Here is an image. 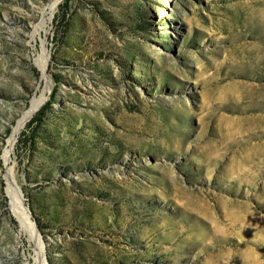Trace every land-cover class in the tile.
<instances>
[{"label":"rangeland","instance_id":"obj_1","mask_svg":"<svg viewBox=\"0 0 264 264\" xmlns=\"http://www.w3.org/2000/svg\"><path fill=\"white\" fill-rule=\"evenodd\" d=\"M47 2L0 0V264H264V0H60L33 32ZM42 48L10 152L36 238L3 152Z\"/></svg>","mask_w":264,"mask_h":264},{"label":"bare ground","instance_id":"obj_2","mask_svg":"<svg viewBox=\"0 0 264 264\" xmlns=\"http://www.w3.org/2000/svg\"><path fill=\"white\" fill-rule=\"evenodd\" d=\"M59 1L60 0H48L46 5L42 9V15L40 21L34 26L33 32H38L39 29L47 23ZM36 61L38 62V65L41 69V76L44 80L43 85L40 88L39 92L32 97L27 108H25L21 112L20 116L16 120L15 125L12 127L10 135L7 140V147L4 149L3 152V162L5 164V173H4V178L6 181L5 185H6L7 193L10 197V205L13 210V213L15 214V216L17 217V219L21 224L28 226L33 231L36 238H39V234L36 229L35 223L30 218V212L22 201V192L15 178L13 165H10V152L12 151V147L16 140L17 134L19 133L22 126L26 123V121L30 119V117L35 113V111L47 99V95L52 88L51 77L46 72L47 53L44 48H42V54H39ZM42 261L43 259L40 256H38L35 264H41Z\"/></svg>","mask_w":264,"mask_h":264},{"label":"trees","instance_id":"obj_3","mask_svg":"<svg viewBox=\"0 0 264 264\" xmlns=\"http://www.w3.org/2000/svg\"><path fill=\"white\" fill-rule=\"evenodd\" d=\"M51 96H50V99L48 101H46L42 107L40 108V110H38L32 117L31 119L28 121L27 125H29L30 123H34L38 118L39 116L41 115V113L43 112V110L47 107L48 104H50V100L52 99L53 97V92L50 93Z\"/></svg>","mask_w":264,"mask_h":264},{"label":"water","instance_id":"obj_4","mask_svg":"<svg viewBox=\"0 0 264 264\" xmlns=\"http://www.w3.org/2000/svg\"><path fill=\"white\" fill-rule=\"evenodd\" d=\"M47 99H48V96H47ZM47 99H46V100H47ZM46 100H45V101H46ZM45 101H44V102H45ZM44 102H43V103H44ZM43 103H42V104H43ZM34 223H35V221H34ZM35 226H36V229H37V231H38V234H40L39 228L37 227V224H36V223H35Z\"/></svg>","mask_w":264,"mask_h":264}]
</instances>
